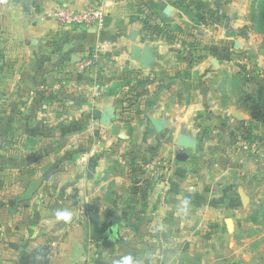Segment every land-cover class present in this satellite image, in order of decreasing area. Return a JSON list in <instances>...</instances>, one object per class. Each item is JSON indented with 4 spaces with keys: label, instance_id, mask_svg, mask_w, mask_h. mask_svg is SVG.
Masks as SVG:
<instances>
[{
    "label": "crops",
    "instance_id": "0c3cea01",
    "mask_svg": "<svg viewBox=\"0 0 264 264\" xmlns=\"http://www.w3.org/2000/svg\"><path fill=\"white\" fill-rule=\"evenodd\" d=\"M99 1L103 29L55 19ZM238 2L0 0V171L43 179L1 202L0 264H264V144L235 145L264 139V79L238 64L261 58L236 31Z\"/></svg>",
    "mask_w": 264,
    "mask_h": 264
},
{
    "label": "built area",
    "instance_id": "2783aa9c",
    "mask_svg": "<svg viewBox=\"0 0 264 264\" xmlns=\"http://www.w3.org/2000/svg\"><path fill=\"white\" fill-rule=\"evenodd\" d=\"M55 19L59 25L69 29L77 27H91L103 29L106 25L108 11L104 3L96 2L82 9H74L66 5H60L55 9ZM99 50H89L84 55L83 59L78 64L79 70L85 72L89 70L98 60ZM101 88L97 85L96 92H100ZM264 144V139L256 136H244L235 142L237 148L247 153L249 157H257L260 155L261 147ZM146 179L151 183H158L159 175L155 168L147 164L145 166Z\"/></svg>",
    "mask_w": 264,
    "mask_h": 264
},
{
    "label": "rangeland",
    "instance_id": "374dc122",
    "mask_svg": "<svg viewBox=\"0 0 264 264\" xmlns=\"http://www.w3.org/2000/svg\"><path fill=\"white\" fill-rule=\"evenodd\" d=\"M238 6L236 8L235 14L239 17V22L236 23L238 26L237 33L244 36H248V38H244V43L250 41V45H252L253 49H257L261 58L256 59H245L240 58V62L238 63L241 66H246L250 69V73H258L260 79H264V28L262 31H257L254 25V17L256 12H258L257 8L260 6V3L264 0H238ZM256 29V30H255ZM261 47V48H260ZM245 56L244 54H241ZM20 176L17 172L16 177ZM13 177L12 173H8L7 171H0V200L4 202L6 205L12 199H15L19 192L23 191L26 188V183L23 185L14 184L11 180ZM6 197V198H5ZM261 200H264V189L260 193ZM7 208V207H5Z\"/></svg>",
    "mask_w": 264,
    "mask_h": 264
},
{
    "label": "water",
    "instance_id": "95a60500",
    "mask_svg": "<svg viewBox=\"0 0 264 264\" xmlns=\"http://www.w3.org/2000/svg\"><path fill=\"white\" fill-rule=\"evenodd\" d=\"M135 58L141 60L142 65L151 64L153 62V51L149 49H145V51L135 53ZM94 118H102L107 119L109 116L108 112H101L97 109L94 110L93 113ZM179 159H185V154L179 155ZM43 184V179L33 180L29 183L26 190L18 195L17 202H26L33 198L34 194L40 189L41 185ZM109 237L103 235V240H108Z\"/></svg>",
    "mask_w": 264,
    "mask_h": 264
},
{
    "label": "clouds",
    "instance_id": "9594fccd",
    "mask_svg": "<svg viewBox=\"0 0 264 264\" xmlns=\"http://www.w3.org/2000/svg\"><path fill=\"white\" fill-rule=\"evenodd\" d=\"M191 200L188 197H182L178 200L175 205V214L179 217L187 216L190 211ZM65 214L61 213V217L63 218ZM116 264H136V257L131 255H122L116 261Z\"/></svg>",
    "mask_w": 264,
    "mask_h": 264
},
{
    "label": "trees",
    "instance_id": "16d2710c",
    "mask_svg": "<svg viewBox=\"0 0 264 264\" xmlns=\"http://www.w3.org/2000/svg\"><path fill=\"white\" fill-rule=\"evenodd\" d=\"M258 12H256L255 17H254V25L257 31H262L264 28V3L261 2L260 6L257 8ZM151 27H156L155 25H151ZM255 29V30H256ZM246 36V35H244ZM251 137V136H250Z\"/></svg>",
    "mask_w": 264,
    "mask_h": 264
}]
</instances>
